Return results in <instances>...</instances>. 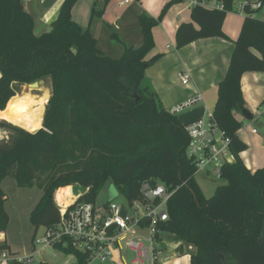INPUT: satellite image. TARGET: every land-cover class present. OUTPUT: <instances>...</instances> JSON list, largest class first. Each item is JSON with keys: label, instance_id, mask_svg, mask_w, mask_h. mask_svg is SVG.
<instances>
[{"label": "trees", "instance_id": "1", "mask_svg": "<svg viewBox=\"0 0 264 264\" xmlns=\"http://www.w3.org/2000/svg\"><path fill=\"white\" fill-rule=\"evenodd\" d=\"M182 1L168 2L158 18L139 14L141 45L122 41V54L113 57L102 51L91 27L84 30L73 20L78 0H65L51 30L40 36L23 0H0V111H6L19 87L50 79L52 89L37 131L0 120V128L10 132L0 141V233L10 223L2 188L8 177L20 188L34 187L41 176L48 181L39 184L44 195L30 215L35 234L58 223L55 193L62 188L74 190L78 202L95 204L110 181L132 203L141 198L144 182H161L171 193L169 220L162 228L196 248L190 264H264V168L252 173L242 161L248 146L239 135L243 123L236 119L246 105L243 76L264 72V19L257 16L260 11L245 17L219 84L211 121L231 139L236 162L222 168L225 183L208 198L187 154L188 124L143 84L146 70L159 58L147 60L155 45L153 29ZM222 1L224 11L193 7V22L177 32L178 48L200 39L226 38L222 26L236 0ZM259 2L264 6V0ZM103 13L95 7L92 21ZM111 37L120 40L117 31ZM0 250L9 251V246L0 242ZM66 254L77 258L75 264H87L82 253Z\"/></svg>", "mask_w": 264, "mask_h": 264}, {"label": "crops", "instance_id": "2", "mask_svg": "<svg viewBox=\"0 0 264 264\" xmlns=\"http://www.w3.org/2000/svg\"><path fill=\"white\" fill-rule=\"evenodd\" d=\"M23 1L26 10L34 17V32L40 36L51 30L52 24L57 20L65 0H55L52 3H50V0ZM170 1L172 0H134L131 7L124 8L122 12L115 8L120 17L118 22L120 26L122 24L126 25L130 16L136 19L134 28L126 25L131 33L128 36L129 38L124 39L123 42L139 47L142 43V37L138 25V15L144 13L150 17L158 18L163 8ZM99 4L100 0H78L72 10L73 20L84 30L91 27L98 42L99 37L104 33V24H106L100 18V22L93 28V9L95 7L100 10L105 8H100ZM192 10L193 6L190 0L174 4L160 24L154 27L155 45L148 54L147 60L156 56L159 58L146 70L143 83L151 93L156 95L161 105L169 111L192 98L201 97L202 99L197 104L178 114L180 121L184 124L200 119L208 121L210 115L213 114L218 101L219 84L228 70L235 42L240 36L245 19L235 11L234 7L232 11L227 13L222 26L226 38L200 39L183 48H178L177 32L181 25L193 22ZM257 16L264 19V9ZM112 20L114 21L115 18ZM111 22L108 24L110 28L112 27ZM194 26L196 29H200L198 24L194 23ZM131 40L134 41L131 42ZM108 51L114 52L111 49H108ZM115 52L119 54L113 57H119L123 52V47L122 50H116ZM181 71H187L190 74L187 85H184L179 78ZM242 93L246 102L245 109L253 115V119L248 120L251 121L249 125H245L247 119L243 116L242 111L236 114V119L243 123V127L239 132L240 138L248 146V149L240 157L246 167L252 173H255L258 169L264 168V72L246 73L242 78ZM47 100L48 98L46 99V106ZM43 116L40 118L41 123ZM256 124H259V128L255 126ZM252 129H256L257 133L254 134ZM0 242L9 246V252L13 258L29 256L32 253L25 249L21 250L13 244L8 230L6 233H0ZM163 248L162 264H190L191 255L196 251L195 247L189 249L182 242L176 241L171 234H164ZM44 252H40L36 257H42ZM66 256L62 255L61 260L57 263L48 258H41V262L49 264L76 263L75 256L73 259L66 258Z\"/></svg>", "mask_w": 264, "mask_h": 264}, {"label": "built area", "instance_id": "3", "mask_svg": "<svg viewBox=\"0 0 264 264\" xmlns=\"http://www.w3.org/2000/svg\"><path fill=\"white\" fill-rule=\"evenodd\" d=\"M104 1L101 19L109 24V18H115L111 25L119 29L120 17L115 8H129L134 0H115L111 7L112 0L110 3L109 0ZM190 3L193 7L201 6L208 10L226 9L222 0H190ZM234 7L244 18L250 14L255 16V11L264 9L259 0H236ZM247 9L251 12L248 13ZM179 78L187 85L190 74L181 71ZM201 99L192 98L173 107L170 112L178 115ZM212 117L213 114L208 121L200 119L187 125L190 138L187 154L194 160L197 173L206 172L208 178L221 179L222 168L234 164L236 158L231 151V139L212 123ZM252 132L256 134L257 130L252 129ZM7 135H0V141L7 139ZM140 191L141 198L132 203L121 205L109 202L99 207L92 203L78 202L79 196H74L66 206L60 204L55 196L60 211L58 223L50 229L42 227L37 231L29 256L13 258L8 250H0V264H36V255L48 248L65 255L67 250L82 253L87 257V264L94 261L114 263L117 260L123 264H162L163 236L169 234L162 227L169 220L168 202L171 193L163 183L154 184L150 181L144 182ZM188 248L192 249L193 246ZM125 252L131 254L130 259L124 257Z\"/></svg>", "mask_w": 264, "mask_h": 264}, {"label": "rangeland", "instance_id": "4", "mask_svg": "<svg viewBox=\"0 0 264 264\" xmlns=\"http://www.w3.org/2000/svg\"><path fill=\"white\" fill-rule=\"evenodd\" d=\"M53 1L55 0H50V3H52ZM109 3H110V0H109ZM114 3H115V0H112L110 7L113 6ZM99 5H100V8H104L105 1L100 0ZM118 11L122 12L124 11V8L122 9L118 8ZM129 18L130 19L129 21H127L126 25H130V27L134 28L136 24V19L131 16ZM112 19L111 17L109 18L110 21H113ZM98 22H100L99 19H95L93 21V28ZM126 25H123V24L122 26L119 25V29H116L113 26H112L113 28L112 27L110 28L106 26V24H104V27H105L104 33H102V35L99 37L100 38L99 46L107 55L110 54L112 56H116L119 53H116L115 51L122 50L123 45H121L120 43L124 39L129 38L128 36L131 33L130 31H128L129 29L126 27ZM113 31H117L120 40H117L111 37ZM132 34L134 35L133 32ZM132 41L134 40H131V42ZM107 47L108 49L114 50V52H109ZM45 91L46 93H48V98H49L51 96V91H52L50 79L45 80V83L41 85L39 89H30L28 85H24L18 88V94H24L27 92H31L35 96H42ZM250 123L251 121L245 120L244 124L249 125ZM255 126L259 128V124H256ZM9 133L10 132L7 129L0 128V135L2 134L7 135ZM196 181L199 184L204 195L208 198L214 195L215 190L217 189L218 186L223 185L225 183L221 179H217L214 177L208 178L206 175V172L196 173ZM47 182L48 181L46 177L41 176V179L32 188L18 187L14 178L12 177L6 178L2 183V188L8 196L5 209L10 217V223L8 226L10 240L13 244L18 246V248H20L21 250L25 249L31 252L33 250V238L35 234V229L30 221V215L44 195V187L40 186L39 184L44 185ZM114 189H115V186L110 181L107 182L104 185V187L101 189L100 194L98 195L96 199L95 205L97 207L104 206L109 202H117L118 204L126 205L127 201L123 195L119 193L113 197L110 195V192ZM61 192L67 193L68 191L64 190ZM56 193H57V198H58V192ZM56 193H55V196H56ZM72 193L74 194V196H77L74 190L72 191ZM42 233H43V229H41L40 234ZM123 254L126 259L131 258L130 253L125 252ZM42 255H43L42 257H36L37 259L36 264H39L41 262V258L53 259L57 263L61 260L60 258L62 257V255L66 256L67 254L65 255L61 253L60 251L48 248ZM53 255H56V258H53ZM73 257L74 256H71V255L66 256V258H69V259H73ZM91 264H123V263L117 260L114 263H101L99 261H94Z\"/></svg>", "mask_w": 264, "mask_h": 264}, {"label": "bare ground", "instance_id": "5", "mask_svg": "<svg viewBox=\"0 0 264 264\" xmlns=\"http://www.w3.org/2000/svg\"><path fill=\"white\" fill-rule=\"evenodd\" d=\"M47 98L48 93L46 91L42 96H35L31 92L17 94L9 101L6 111H0V120L19 126L30 132L37 131L42 125L40 118L44 115ZM62 189H68L71 192L68 187ZM62 189L58 191L57 201L67 206L72 202L74 194L72 192V195L68 192V194L61 192L64 191Z\"/></svg>", "mask_w": 264, "mask_h": 264}, {"label": "water", "instance_id": "6", "mask_svg": "<svg viewBox=\"0 0 264 264\" xmlns=\"http://www.w3.org/2000/svg\"><path fill=\"white\" fill-rule=\"evenodd\" d=\"M44 83H45V80H40V81H37V82H35L31 85H28V86L30 89H39L40 86L43 85ZM146 91H147V89H146ZM242 113H243V116L245 117V119H247V120L253 119V115L247 109L242 110ZM117 194H118V191L116 188L110 192V195L112 197L116 196Z\"/></svg>", "mask_w": 264, "mask_h": 264}]
</instances>
